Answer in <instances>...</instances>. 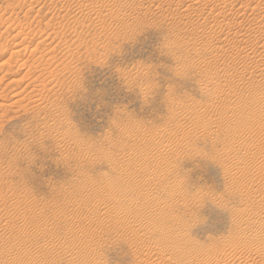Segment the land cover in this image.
<instances>
[{"label": "rangeland", "instance_id": "rangeland-1", "mask_svg": "<svg viewBox=\"0 0 264 264\" xmlns=\"http://www.w3.org/2000/svg\"><path fill=\"white\" fill-rule=\"evenodd\" d=\"M0 264H264V0H0Z\"/></svg>", "mask_w": 264, "mask_h": 264}, {"label": "clouds", "instance_id": "clouds-1", "mask_svg": "<svg viewBox=\"0 0 264 264\" xmlns=\"http://www.w3.org/2000/svg\"><path fill=\"white\" fill-rule=\"evenodd\" d=\"M136 220L137 222H141V223L143 222L141 217H137Z\"/></svg>", "mask_w": 264, "mask_h": 264}]
</instances>
